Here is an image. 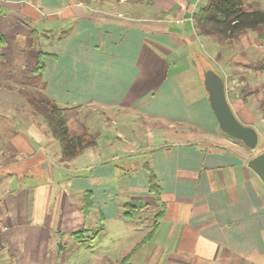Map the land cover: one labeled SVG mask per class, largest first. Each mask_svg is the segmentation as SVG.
<instances>
[{
    "label": "crops",
    "instance_id": "obj_1",
    "mask_svg": "<svg viewBox=\"0 0 264 264\" xmlns=\"http://www.w3.org/2000/svg\"><path fill=\"white\" fill-rule=\"evenodd\" d=\"M207 1L0 0V56L24 72L41 62L43 91L65 109L70 133L96 136L64 160L30 104L15 106L13 126L2 127L0 89V262L65 264L66 243L82 246L72 234L90 238L101 228L96 238L106 233L102 223L146 211L142 228L127 226L120 260L107 263L118 264L156 221L131 264H264V184L247 152L167 140L149 125L216 135L204 88L186 81L192 43L208 38L196 35L191 15ZM256 1L245 0L246 11H264ZM143 5L158 12L141 17ZM254 40L243 45L260 54L251 69L264 57ZM178 58L185 66L171 69ZM91 215L99 226L87 225Z\"/></svg>",
    "mask_w": 264,
    "mask_h": 264
},
{
    "label": "rangeland",
    "instance_id": "obj_2",
    "mask_svg": "<svg viewBox=\"0 0 264 264\" xmlns=\"http://www.w3.org/2000/svg\"><path fill=\"white\" fill-rule=\"evenodd\" d=\"M256 2H260L259 5L264 8V0H257ZM140 8L142 9L139 14L141 17H150L158 12L155 7L147 8L143 5ZM244 10L246 11V7H244ZM255 38H257V33L254 31H248L245 34H242L239 38L231 41L219 42L216 37L203 38L204 41H201V39L196 40L191 45L192 53L191 56L188 57L190 66L189 70H187L189 75H187L186 81L190 82L187 83L189 88H193L194 86H201L204 88L202 78L204 71L212 70L220 75L223 78L224 83L226 81V97L236 118L241 124L253 127L258 133V139L260 138L264 141V71L256 70L255 66H252V69L248 67L249 64L259 59L260 55L256 50L250 47ZM245 40L250 46L248 45L243 49ZM255 40V48L259 49L260 46L264 45L260 44L258 40ZM240 52H242L241 55H239ZM240 56L243 57V59ZM234 61H241V63L238 64ZM182 66L184 67L185 65L178 58L177 60H174L171 69H180L179 67ZM28 77H30L29 71L24 72L19 67L9 65L3 57L0 56V89L1 96L2 98L4 97L1 103V114L2 121L5 122L2 124V127L13 126L14 121L12 120L11 113H14L12 109H14L15 106H18L21 109L22 107H29V104L25 101V96L22 94H32L34 91L33 85H31ZM231 80H235V83H232ZM249 91L251 94L242 100L241 92L246 93ZM24 112H26V110H24L23 113ZM19 113L20 111H17V114ZM37 116L42 121L41 116L38 114ZM149 125L155 133H161L167 140H193L197 146L203 148L206 147L211 150L218 149L219 146L217 144L228 145L227 142H230L234 144V149L241 148V150L247 152L246 154L248 155L246 157H249V159L255 155L264 153V142L260 149H258L257 143L256 148L250 150L240 141L225 135L220 131L218 126L216 128V135L205 136L198 133L190 134L188 127L178 124L173 127H168L162 125L160 121H157L153 125L149 122ZM15 127H18V125H15ZM84 129L85 128H82L78 133ZM212 141L217 144H214ZM139 142L143 143V140L140 139ZM146 217V211H142L139 216H133L132 221L112 218L106 223H102L106 226L105 234L89 239L80 247H77L75 244L68 245L66 240L67 257L65 264H108V259L119 261L127 245V240L125 238L128 233L127 226L136 222L140 229L143 226L141 225V220ZM94 220H96V216L91 215V217L88 218L87 225L91 228H95L97 225L99 226L100 223L93 226ZM116 226L118 228H116ZM111 263L117 264V262ZM0 264L10 263L0 262Z\"/></svg>",
    "mask_w": 264,
    "mask_h": 264
},
{
    "label": "trees",
    "instance_id": "obj_3",
    "mask_svg": "<svg viewBox=\"0 0 264 264\" xmlns=\"http://www.w3.org/2000/svg\"><path fill=\"white\" fill-rule=\"evenodd\" d=\"M244 3L245 0H208L204 6L198 8L191 15L196 35L198 37H216L217 41L223 42L237 39L248 31H256L259 43H264V11L260 9L245 11ZM166 15V13H163L160 16L163 18ZM254 66L256 70L263 72L264 57ZM29 74L28 80L32 83L34 91L32 94H22L26 97L27 103L32 106L34 112L41 116L51 136L60 144L62 158L64 160L72 159L84 150L95 146L96 136L88 133L85 129L80 133H70L65 109L58 107L44 93L43 84L41 83L43 74L41 62H38ZM249 94H251L250 91L241 92V99L244 100ZM263 142L262 139H258V149L262 147ZM148 187L150 192L156 194L158 191L155 177L151 171H149ZM82 202L81 211L86 215L91 207L90 195L86 194ZM156 226L157 222L155 221L144 239L136 244L118 264H131V258L151 239ZM99 231H101V228L95 230L90 238L84 236L87 233L86 231L74 233L71 237L77 244L82 245L89 239L94 238Z\"/></svg>",
    "mask_w": 264,
    "mask_h": 264
},
{
    "label": "water",
    "instance_id": "obj_4",
    "mask_svg": "<svg viewBox=\"0 0 264 264\" xmlns=\"http://www.w3.org/2000/svg\"><path fill=\"white\" fill-rule=\"evenodd\" d=\"M202 78L210 109L220 131L254 150L258 143V133L253 127L241 124L236 118L226 97L223 78L212 70L204 71ZM247 166L264 184V153L249 159Z\"/></svg>",
    "mask_w": 264,
    "mask_h": 264
}]
</instances>
